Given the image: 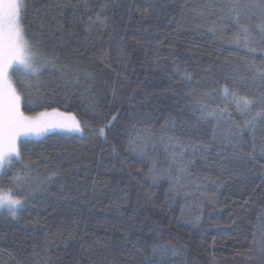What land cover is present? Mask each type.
<instances>
[{
    "label": "trees",
    "instance_id": "16d2710c",
    "mask_svg": "<svg viewBox=\"0 0 264 264\" xmlns=\"http://www.w3.org/2000/svg\"><path fill=\"white\" fill-rule=\"evenodd\" d=\"M24 4L48 62L21 110L83 133L21 138L0 264H264V0Z\"/></svg>",
    "mask_w": 264,
    "mask_h": 264
},
{
    "label": "snow or ice",
    "instance_id": "6c2138e0",
    "mask_svg": "<svg viewBox=\"0 0 264 264\" xmlns=\"http://www.w3.org/2000/svg\"><path fill=\"white\" fill-rule=\"evenodd\" d=\"M25 8L24 0H0V173L11 168L13 161L21 159V138L40 137L54 129L69 133H83L79 120L71 113L41 112L37 116H26L21 110L22 100L27 92L19 91L17 83L27 88L28 79L37 77L43 71L45 63L33 51V45L26 38L25 29L21 23V10ZM247 31V30H245ZM19 74V79L13 77ZM225 97L228 88H225ZM232 100L241 112L250 111L256 101L248 96L231 93ZM28 103H31L29 100ZM264 103V100L261 101ZM224 109L206 111V115L223 114ZM257 116H264L261 108ZM252 121H246L250 125ZM103 134L104 129H99ZM239 135V133H237ZM19 175L13 182L19 183ZM15 191H22L16 188ZM25 197L14 195V188L0 187V208H7L11 215L16 216L18 208L25 202Z\"/></svg>",
    "mask_w": 264,
    "mask_h": 264
},
{
    "label": "rangeland",
    "instance_id": "374dc122",
    "mask_svg": "<svg viewBox=\"0 0 264 264\" xmlns=\"http://www.w3.org/2000/svg\"><path fill=\"white\" fill-rule=\"evenodd\" d=\"M35 116H37V115H35ZM35 116H33V117H35ZM0 211H8V209L7 208H0Z\"/></svg>",
    "mask_w": 264,
    "mask_h": 264
}]
</instances>
